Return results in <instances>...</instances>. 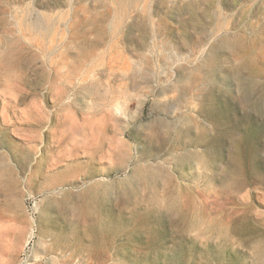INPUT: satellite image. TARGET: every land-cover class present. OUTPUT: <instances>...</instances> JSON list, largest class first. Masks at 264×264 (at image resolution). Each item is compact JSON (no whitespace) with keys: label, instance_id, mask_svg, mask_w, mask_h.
Returning a JSON list of instances; mask_svg holds the SVG:
<instances>
[{"label":"rangeland","instance_id":"obj_1","mask_svg":"<svg viewBox=\"0 0 264 264\" xmlns=\"http://www.w3.org/2000/svg\"><path fill=\"white\" fill-rule=\"evenodd\" d=\"M0 264H264V0H0Z\"/></svg>","mask_w":264,"mask_h":264},{"label":"bare ground","instance_id":"obj_2","mask_svg":"<svg viewBox=\"0 0 264 264\" xmlns=\"http://www.w3.org/2000/svg\"><path fill=\"white\" fill-rule=\"evenodd\" d=\"M38 24V23H37ZM211 28H210V38H211V40H215V39H217V38H219V36H220V33L222 32V28H223V26H221V25H218L217 27L211 22ZM221 40H224V38H222ZM211 42V41H210ZM212 55H214V51H213V49H212Z\"/></svg>","mask_w":264,"mask_h":264}]
</instances>
